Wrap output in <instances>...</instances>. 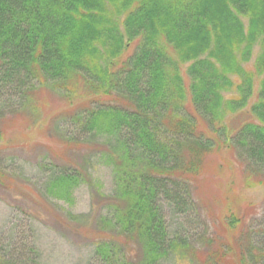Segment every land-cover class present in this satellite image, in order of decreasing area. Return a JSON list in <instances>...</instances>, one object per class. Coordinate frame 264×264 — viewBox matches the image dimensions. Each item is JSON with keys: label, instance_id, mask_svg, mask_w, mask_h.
Returning <instances> with one entry per match:
<instances>
[{"label": "trees", "instance_id": "1", "mask_svg": "<svg viewBox=\"0 0 264 264\" xmlns=\"http://www.w3.org/2000/svg\"><path fill=\"white\" fill-rule=\"evenodd\" d=\"M44 89L69 104L84 93L54 128L103 146L111 170L88 264H264V220L202 218L197 196L221 147L246 187L264 184V0H0V139ZM44 168V204L69 201L87 176L75 163ZM18 228L0 235V264H38Z\"/></svg>", "mask_w": 264, "mask_h": 264}, {"label": "rangeland", "instance_id": "2", "mask_svg": "<svg viewBox=\"0 0 264 264\" xmlns=\"http://www.w3.org/2000/svg\"><path fill=\"white\" fill-rule=\"evenodd\" d=\"M243 21L246 24V20ZM231 93L222 94L227 99ZM79 94L80 97L69 104L51 91L37 92L33 104L24 111L27 114H13L6 118L5 131L0 139V164L7 173L4 185H0V235L10 234L11 223L18 222L17 230L28 237L27 241L38 255V264H88L94 249L99 215L106 212L102 206L104 202L97 194L107 195L113 189L111 170L100 157L103 146L101 148L96 143L68 144L54 128L55 116L62 118V112L73 110L85 99L81 97L83 92ZM243 118L247 115L236 116L232 124L235 126ZM209 158V164H214L211 170L209 164L205 167L200 176L203 180L201 192L197 194L204 204L202 218L218 214L219 210L224 215V211L229 209L241 219L243 217V228L253 224L257 225L255 230L261 229L264 184L246 187L242 166L238 167L232 154L224 147L216 149ZM72 163L86 169L87 176L72 189L69 201L49 198L46 204L39 201L46 177L44 167ZM19 193L24 198L17 200L15 195ZM32 202L37 206L30 207ZM28 208L33 209L31 211L36 215L30 214ZM67 214L77 218L69 221ZM80 215L84 217H78ZM162 264L189 263L188 259L174 255Z\"/></svg>", "mask_w": 264, "mask_h": 264}]
</instances>
